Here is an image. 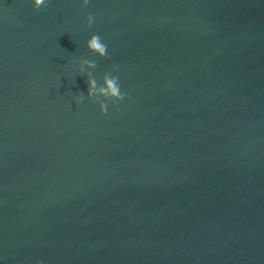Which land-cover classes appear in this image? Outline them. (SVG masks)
I'll use <instances>...</instances> for the list:
<instances>
[{"label": "water", "instance_id": "95a60500", "mask_svg": "<svg viewBox=\"0 0 264 264\" xmlns=\"http://www.w3.org/2000/svg\"><path fill=\"white\" fill-rule=\"evenodd\" d=\"M82 5L0 0V264H264V0Z\"/></svg>", "mask_w": 264, "mask_h": 264}, {"label": "clouds", "instance_id": "9594fccd", "mask_svg": "<svg viewBox=\"0 0 264 264\" xmlns=\"http://www.w3.org/2000/svg\"><path fill=\"white\" fill-rule=\"evenodd\" d=\"M89 0H83L82 6H87ZM32 6L34 9H40L42 6H46V0H32ZM94 17L92 14H89L86 17V26L91 27L93 24ZM87 48L92 53H95L99 57L107 56V45L102 41V38L99 35H92L91 38L87 41ZM81 65H87L90 68H95L97 65L94 61H89L87 59L80 61ZM83 71V67H81ZM91 76V74H89ZM104 87L99 88V92L103 94L107 101H112L113 103L122 101L126 97V93L121 91L119 84V78L110 73L104 75ZM88 97H91L95 94L97 89L96 80L90 78L88 80ZM87 97V98H88ZM86 96L81 92L79 93L78 102L82 103ZM101 114L107 113V104L101 103L99 105Z\"/></svg>", "mask_w": 264, "mask_h": 264}]
</instances>
